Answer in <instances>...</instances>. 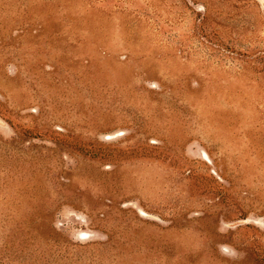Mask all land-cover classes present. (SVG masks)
Instances as JSON below:
<instances>
[{
  "label": "rangeland",
  "instance_id": "rangeland-1",
  "mask_svg": "<svg viewBox=\"0 0 264 264\" xmlns=\"http://www.w3.org/2000/svg\"><path fill=\"white\" fill-rule=\"evenodd\" d=\"M0 264H264V0H0Z\"/></svg>",
  "mask_w": 264,
  "mask_h": 264
}]
</instances>
